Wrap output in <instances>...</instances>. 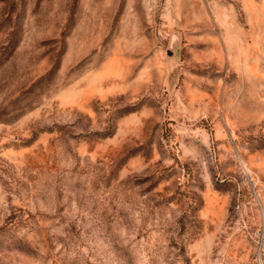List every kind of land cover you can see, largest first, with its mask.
<instances>
[{"label": "rangeland", "instance_id": "374dc122", "mask_svg": "<svg viewBox=\"0 0 264 264\" xmlns=\"http://www.w3.org/2000/svg\"><path fill=\"white\" fill-rule=\"evenodd\" d=\"M0 264H264V0H0Z\"/></svg>", "mask_w": 264, "mask_h": 264}]
</instances>
